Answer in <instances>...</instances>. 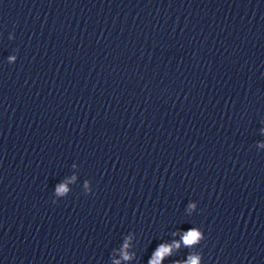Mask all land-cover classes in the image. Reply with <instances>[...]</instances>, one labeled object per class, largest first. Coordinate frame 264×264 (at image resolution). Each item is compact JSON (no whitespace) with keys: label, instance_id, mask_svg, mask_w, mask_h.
Returning a JSON list of instances; mask_svg holds the SVG:
<instances>
[{"label":"clouds","instance_id":"9594fccd","mask_svg":"<svg viewBox=\"0 0 264 264\" xmlns=\"http://www.w3.org/2000/svg\"><path fill=\"white\" fill-rule=\"evenodd\" d=\"M196 238V233L192 232L187 238H186V243L191 244L193 240ZM166 251V249H164Z\"/></svg>","mask_w":264,"mask_h":264}]
</instances>
